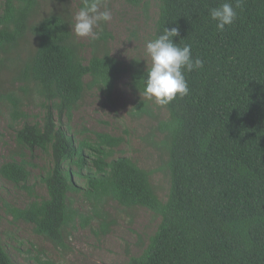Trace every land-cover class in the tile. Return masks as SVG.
<instances>
[{
    "label": "trees",
    "instance_id": "trees-1",
    "mask_svg": "<svg viewBox=\"0 0 264 264\" xmlns=\"http://www.w3.org/2000/svg\"><path fill=\"white\" fill-rule=\"evenodd\" d=\"M123 1L145 17L152 8L150 0ZM68 2L0 0V100L20 123L14 138L20 156L40 151L47 159L39 177L45 198L28 186L24 159L0 166L3 180L31 196L13 218L64 247L69 230L89 219L75 206L73 196L81 194L104 233L110 203L159 219L146 247L124 264H264V0H240L237 18L222 32L209 10L224 2L235 8L237 0H153L151 39L176 27L173 42L191 45L193 58L204 62L185 73L189 94L164 107L142 95L150 66L137 58L123 65L111 55L105 24L96 41L75 37ZM47 3L59 9L46 11ZM125 74L136 115L155 123L149 143L168 178L164 200L151 183L154 171L116 156L123 138H78L63 123L86 94L109 99ZM30 104L41 113L33 122L23 110ZM0 264H16L1 239Z\"/></svg>",
    "mask_w": 264,
    "mask_h": 264
},
{
    "label": "rangeland",
    "instance_id": "rangeland-1",
    "mask_svg": "<svg viewBox=\"0 0 264 264\" xmlns=\"http://www.w3.org/2000/svg\"><path fill=\"white\" fill-rule=\"evenodd\" d=\"M79 2H68L71 22L79 9ZM150 2L152 8L145 17L140 9L128 6L123 0H108L112 12V20L105 23L112 35L108 47L111 55L123 65L137 58L150 66L145 55V43L151 39L152 24L156 17V7L153 0ZM55 7L59 9L54 3L43 6L46 11ZM76 38L82 43L88 41L87 38ZM84 57H89L88 50ZM137 102L128 88V76L125 74L117 82L109 99L97 92L86 94L73 110L69 122L63 120V123L78 138H91L94 133L123 138L124 142L117 148L116 156L130 158L141 168L154 171L151 183L159 198L164 200L169 186L168 178L159 170L162 164L159 152L149 143L150 128L155 123L146 115H136ZM152 108L157 113L153 104ZM23 110L28 115V122L37 120L41 115L35 104L25 106ZM163 115L164 111L160 110V117ZM19 128L20 123L11 120L7 105L0 100V166L10 159H24L30 172L28 186H33L34 194L39 198H45L46 191L39 177L47 167L46 156L40 151L27 150H22L23 156H20L14 140ZM73 197L80 214L84 219H89L78 220L75 227L69 230L64 247L53 246L35 234L31 225L13 218L11 211L22 209L31 201V196L26 190L0 177V239L12 261L16 264H124L130 257L142 252L148 237L155 232L159 223V219L145 209H125L110 203L106 207L108 231L104 233L100 228V219L93 215L81 194Z\"/></svg>",
    "mask_w": 264,
    "mask_h": 264
},
{
    "label": "clouds",
    "instance_id": "clouds-1",
    "mask_svg": "<svg viewBox=\"0 0 264 264\" xmlns=\"http://www.w3.org/2000/svg\"><path fill=\"white\" fill-rule=\"evenodd\" d=\"M240 7L237 0L235 8L230 2H224L209 10V17L216 22L217 31H223L233 24L237 18L236 8ZM71 31L76 37L96 41L103 32V25L112 20V12L108 0H81V7L74 13ZM179 35L176 27H164L163 31L145 43V55L150 61L144 78L142 95L159 107L170 104L177 97L189 94L185 78L186 72L203 67V60L193 58L191 45L182 47L173 42Z\"/></svg>",
    "mask_w": 264,
    "mask_h": 264
}]
</instances>
